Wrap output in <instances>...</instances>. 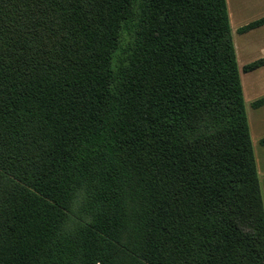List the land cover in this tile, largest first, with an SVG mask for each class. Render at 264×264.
Listing matches in <instances>:
<instances>
[{
	"label": "trees",
	"instance_id": "obj_1",
	"mask_svg": "<svg viewBox=\"0 0 264 264\" xmlns=\"http://www.w3.org/2000/svg\"><path fill=\"white\" fill-rule=\"evenodd\" d=\"M0 264H264L227 0H0Z\"/></svg>",
	"mask_w": 264,
	"mask_h": 264
},
{
	"label": "rangeland",
	"instance_id": "obj_2",
	"mask_svg": "<svg viewBox=\"0 0 264 264\" xmlns=\"http://www.w3.org/2000/svg\"><path fill=\"white\" fill-rule=\"evenodd\" d=\"M227 2L228 9L231 6L236 11V18L234 19V25L232 27V36L236 48L242 85L245 89L244 98L251 134L253 133L254 135V150L264 161V147L260 144L261 139L264 138V107L260 109L254 107V103L264 97V72L260 74L243 72V68L246 65L264 58V27L246 34H240L238 32L244 24L264 16V0H227ZM238 15H242L247 21H238ZM253 77H259L261 82L259 86L251 88L250 82ZM252 90H254V93H252ZM258 133L259 135L256 137ZM258 170L261 174L262 194L264 196V171L260 167Z\"/></svg>",
	"mask_w": 264,
	"mask_h": 264
},
{
	"label": "crops",
	"instance_id": "obj_3",
	"mask_svg": "<svg viewBox=\"0 0 264 264\" xmlns=\"http://www.w3.org/2000/svg\"><path fill=\"white\" fill-rule=\"evenodd\" d=\"M227 4H228V2H227ZM228 11H229V16H230V22H231V27H233V25H234V19L236 18V11L230 6L229 7V9H228ZM264 16H262V17H260V18H263ZM260 18H257L256 20H258V19H260ZM238 21L240 20V21H242V22H244V21H247V19H244L243 18V16L241 15V16H239L238 15ZM256 20H253V21H251V22H249V23H247V24H244L243 26H241L240 28H242V27H244V26H246V25H248V24H250V23H252V22H254V21H256ZM237 21V22H238ZM264 27V26H263ZM263 27H261V28H263ZM261 28H258V29H261ZM258 29H256V30H258ZM253 31H255V30H253ZM253 31H251V32H253ZM248 33H250V32H248ZM254 62V61H253ZM262 72H264V67L263 68H261V69H259V70H256V71H254V72H251V73H253V74H260V73H262ZM260 78L259 77H253V79L251 80V82H250V87L251 88H254L255 86L257 87V86H259L260 85ZM243 90H244V92H245V89L243 88ZM252 93H254V90H252ZM261 108H263V107H261ZM258 109H260V108H258ZM248 120H249V118H248ZM249 126H250V123H249ZM250 131H251V128H250ZM258 135H259V133L256 135V137H258ZM251 137H252V143H253V147H254V149H255V144H254V135H253V133L251 134ZM264 139V138H263ZM263 139H261V141H260V144L264 147V145L262 144V140ZM254 152H255V150H254ZM262 155V154H261ZM255 157H256V163H257V168H261L262 169V171H264V161H263V158L261 159V156L259 157V154H257V152H255ZM258 157V158H257ZM258 173L260 174V172H259V170H258ZM259 178H260V182H261V174L259 175ZM261 188H262V185H261ZM263 200H264V196H263Z\"/></svg>",
	"mask_w": 264,
	"mask_h": 264
}]
</instances>
